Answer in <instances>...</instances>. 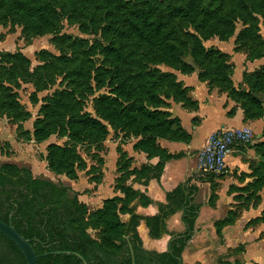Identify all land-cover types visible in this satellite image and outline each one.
Returning a JSON list of instances; mask_svg holds the SVG:
<instances>
[{
  "label": "rangeland",
  "instance_id": "rangeland-1",
  "mask_svg": "<svg viewBox=\"0 0 264 264\" xmlns=\"http://www.w3.org/2000/svg\"><path fill=\"white\" fill-rule=\"evenodd\" d=\"M166 1L154 2L164 27L159 41L152 42L150 36L135 38L126 29L127 20L144 0H37L48 20L41 26L16 12L18 7L27 9L29 0H0V171L4 175L15 178L27 168L32 177L69 188L94 212L105 197L96 194L95 181L105 177L113 158L121 162L123 153L129 157L124 148L137 140L125 126L131 107L148 106L153 95L169 99L168 108L175 99L192 100L190 89L179 80H201L208 89L225 95L230 89L239 95L255 83L256 73L264 68V0ZM122 3L129 9L116 13ZM171 3L187 11L185 20L167 17ZM108 47L116 48L119 55L112 57ZM257 96L264 110V95ZM102 103L112 104L120 121L100 118ZM90 117L107 128L103 140L81 130L80 121ZM33 126L39 129L38 139ZM42 136L48 138L40 141ZM164 138L158 141H169ZM51 144L67 149L63 172L47 169ZM262 163L258 156L252 169ZM128 165L131 168L133 162ZM218 179L223 178H213L210 190L195 200L202 213L181 254L182 262L264 264V188H253L255 179L239 176L243 192L235 191L231 202L219 203L211 213L208 207L214 208L218 200ZM212 193L216 200L210 205ZM93 222V218L84 220V229L95 237Z\"/></svg>",
  "mask_w": 264,
  "mask_h": 264
},
{
  "label": "trees",
  "instance_id": "trees-1",
  "mask_svg": "<svg viewBox=\"0 0 264 264\" xmlns=\"http://www.w3.org/2000/svg\"><path fill=\"white\" fill-rule=\"evenodd\" d=\"M144 1V4H141L143 7L127 20V32L135 38L148 35L154 40L152 42H158L164 23L156 9L155 0ZM36 2L37 0H29L31 5L27 9L18 7L16 12L18 11L27 22L34 26H41L48 23V20L41 12L43 7L39 9ZM166 2L170 3V0ZM124 3L129 2L124 1ZM124 3L117 4L120 8L116 13L129 9ZM166 11L167 17L171 20H185L187 17L186 10L172 3L167 5ZM108 48L112 57L119 55L116 48ZM246 75L244 73V80ZM256 78L255 83L248 84L247 90H241L238 92L239 95L232 89L226 94V97L234 101L242 110L244 121L256 119L264 121L263 104L257 96L258 93L264 95V68L256 73ZM182 91H184L182 95H185V89ZM168 100L153 95L150 97L148 106H133L129 109L130 114L126 116L128 120L125 126L133 130L137 139L132 149L143 153L147 161L157 158V162L155 164L141 163L138 168H130L127 164L133 160L123 153L122 161L120 162V159L116 161V171L120 176L115 178L113 186L114 191H118L121 196L103 200L100 208L94 212H89L88 207L81 203L77 199L78 196L72 194L69 188L47 179L32 177L27 168L20 170L15 178L8 177L0 171V221L9 222L19 235L31 241L35 254L39 256L37 264H131L128 243L131 246L135 264H178L177 259L181 258L186 241H189L192 235L199 212V206L193 203L192 198L197 193L195 186L178 185L167 192L166 203L156 204L157 213L153 216H133L128 232L125 234L128 217L136 213L138 206L145 208L152 204L151 200L144 197L139 190L133 189L132 185L147 186L150 181L158 184L164 164L182 156L181 153L172 154L162 149L158 144L159 138L165 137L164 139L169 141L182 143L190 141V136L181 128L178 119L170 115L167 109ZM175 100L173 101L181 103L185 109L196 108V103L187 97ZM233 113L234 109L226 115L230 117ZM98 116L104 117L108 120L107 122H117L121 119L110 103H102ZM79 126L83 132L94 135L100 140H103L108 132L99 120L91 117L83 118ZM33 129V136L38 139L39 129L34 126ZM47 138L48 136H42L40 141ZM251 148L263 163L257 166L259 168L254 169H252L253 162L250 163V173L241 176L255 179L251 184L253 188H264V143H256ZM67 153L65 147L51 144L46 156L47 161H45L47 169L54 172L55 170L56 172L65 171ZM221 177L224 178L223 175L216 177L210 175L208 178H198V181L211 184L213 178ZM230 189L232 192L237 190L243 192L245 188L230 186ZM210 198L211 205L213 200H216V196L212 193ZM178 211H182V222L186 231L180 235L168 233L165 229V221ZM124 216H127L126 220L122 219ZM88 218H93L92 228L98 231L95 237L87 234L84 229V220ZM141 221L144 222L151 239H158L160 231L168 235L170 239L176 236L184 237L168 241L171 253L145 250L137 230ZM220 224L216 225L217 234L220 233ZM0 264H25L18 248L1 234Z\"/></svg>",
  "mask_w": 264,
  "mask_h": 264
},
{
  "label": "crops",
  "instance_id": "crops-1",
  "mask_svg": "<svg viewBox=\"0 0 264 264\" xmlns=\"http://www.w3.org/2000/svg\"><path fill=\"white\" fill-rule=\"evenodd\" d=\"M179 81L182 82L184 87L190 89L189 95L192 101L196 103V108L185 109L178 103L170 102L171 104L168 111L172 117L178 119L181 128L190 136V141L188 143L166 140L158 141L162 149L172 154L181 153L182 156L164 164L158 184L155 181H150L147 186L132 185L133 189L139 190L144 197L152 201V204L145 208L137 207L136 213L140 217L155 215L157 213L156 204H165V194L178 185L195 186L197 188V193L192 196L193 203L196 202L195 200L199 193L205 190L208 192V190H210L209 182L201 183L198 181V178H202L203 174H200L197 170L195 154L197 150L206 145L207 140L218 129L247 130L252 135L253 144L250 146L235 145L232 152L225 158L228 174L224 176L222 180H216L219 184V190L216 193L218 200L214 208L208 207L211 213L219 209L221 205L219 203L224 202L228 204L231 202L235 194L231 191L230 186L235 185L236 187H240L242 184L239 176L242 174H249L250 163L258 158V155L251 146L259 142L264 143V121L262 119L244 121L242 110L236 106L233 101L227 98L225 94H219L214 90L208 89L206 84L202 81ZM232 109H234V113L232 116L228 117L226 114ZM132 144L133 143L130 145L128 144L124 148L128 156L133 159L132 167L138 168L141 163L147 162L149 164H155L157 162V158L147 161L143 153L136 152L132 149ZM113 146L115 147V145ZM113 154L115 155L114 157H116V153L113 152ZM116 160V158H113L111 164L108 166V171L105 169L106 172L103 179L96 183L92 182L94 183V187H97L96 194L99 196L105 194V197L101 198V202L108 198L121 196L118 191H114L113 189L114 180L118 176L116 171ZM105 168H107L106 165ZM245 178L246 180L250 179L249 177ZM92 200L94 199L92 198ZM201 209L200 207V211L195 220L196 226L194 223L193 230H196L199 225V218L202 213ZM165 229L168 233L179 235L185 233L186 227L182 222V211H178L165 221ZM137 230L141 235L143 240L142 247L145 250L158 253L166 251L170 239L168 235L163 234L161 238L156 240L151 239L143 221L140 222ZM187 244L188 243L185 244V247Z\"/></svg>",
  "mask_w": 264,
  "mask_h": 264
},
{
  "label": "built area",
  "instance_id": "built-area-1",
  "mask_svg": "<svg viewBox=\"0 0 264 264\" xmlns=\"http://www.w3.org/2000/svg\"><path fill=\"white\" fill-rule=\"evenodd\" d=\"M253 138L247 130L218 129L207 140L206 145L195 154L200 174L220 176L227 174L225 158L235 145L250 146Z\"/></svg>",
  "mask_w": 264,
  "mask_h": 264
},
{
  "label": "water",
  "instance_id": "water-1",
  "mask_svg": "<svg viewBox=\"0 0 264 264\" xmlns=\"http://www.w3.org/2000/svg\"><path fill=\"white\" fill-rule=\"evenodd\" d=\"M133 216H139L138 214L134 213L131 216L128 217L127 219V223H126V228H125V234H127L128 232V228L129 225L131 223L132 217ZM161 222V220H160ZM194 231V230H193ZM0 234L5 237L7 240L11 241L17 248L18 250L21 252L25 264H37V260L38 257L33 248L32 245L30 244L31 241L28 239H25L24 237H22L21 235H19L16 230L14 229V227L8 222V223H4L2 221H0ZM163 236V233L160 231L159 237L161 238ZM184 236H176L174 238H171L169 241H173L179 238H183ZM189 241H186V243H188ZM130 252H131V264H135L134 262V258L132 255V249L130 244L128 243ZM166 251L168 253H171L170 249L167 247ZM178 264L181 263V258L177 259ZM85 264V263H83Z\"/></svg>",
  "mask_w": 264,
  "mask_h": 264
}]
</instances>
